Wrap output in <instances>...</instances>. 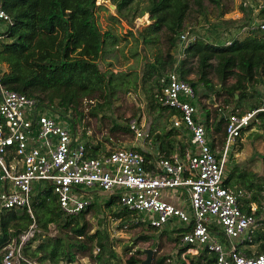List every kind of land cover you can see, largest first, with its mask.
Returning a JSON list of instances; mask_svg holds the SVG:
<instances>
[{
    "label": "trees",
    "instance_id": "16d2710c",
    "mask_svg": "<svg viewBox=\"0 0 264 264\" xmlns=\"http://www.w3.org/2000/svg\"><path fill=\"white\" fill-rule=\"evenodd\" d=\"M136 1L112 0L115 14L109 15L112 21L124 20L130 28V34L135 24L125 11ZM147 1L145 11L149 12L152 23L138 29L139 37L148 45L159 40L164 45L163 50L156 52L151 58L146 57L144 62L141 81L146 85L144 89L149 107L168 109L157 102L155 95L161 89L160 78L175 68L180 78L193 85L196 94L201 87L204 91L200 94L202 97L213 95L221 99L224 106L234 104L231 111L218 113L215 109L214 130L223 131L225 140L229 114L264 108V98L259 91V87H264V32L249 31L232 38L220 32V23L203 28L185 48L184 57L174 67V50L179 34L188 27L186 23L192 22L195 25L207 21V18L200 20V17L208 13V6L215 7L217 16L221 17L232 0ZM253 1L255 4L263 2V7L255 16L264 20V0ZM95 2L96 0H0V5L12 19V24L0 21L1 83L7 89L36 99L40 111L47 113L56 122L62 119L60 112L65 113L69 109L79 112L84 101L91 103L110 97L113 93L115 73L101 69L98 60L104 46L114 38V34L111 30L100 33L95 27L92 21L93 10L98 7ZM241 8L248 13L246 20L237 25V30L254 18L249 15V12L253 13L250 8ZM229 38L232 39L230 44H225V40ZM193 58L196 61L194 69L190 65ZM190 74H194V77L189 78ZM230 77L234 80L228 83ZM244 104L247 109L236 111ZM223 114L226 116H222ZM205 118V126L209 127L208 114ZM253 122H257L259 128L264 127V110H259L254 121L243 128L242 132ZM116 127L111 129L115 130ZM74 129L72 128L73 131ZM117 129L127 131L128 127ZM85 150L86 157H97L99 145L85 144ZM259 179L252 171L234 168L229 170L223 180L224 186L245 187L244 190L249 195L244 194L238 199L240 209L250 213L251 203H254V216L261 213L264 200L263 182ZM116 202L118 193L114 191L106 199L105 205L110 207ZM92 207L91 202L81 212L63 216L52 184L45 180L34 181L31 191L33 218L26 207L0 210V264H3V247L12 238H18L28 230L33 222V234L22 245V254L27 259L43 264H60L89 256L97 264H107L109 258L105 253L108 252L111 257L115 255L110 248L108 233L100 229L91 232L89 229L85 214ZM112 215L119 219H129L131 212L118 204ZM51 225L57 229L54 235L50 234ZM130 225L157 230L141 222H130L128 226ZM255 226L248 230V238L244 241L246 245L256 244L255 251L250 248L245 250L247 256L264 252V230L259 227L254 229ZM190 227L176 228L177 235L173 240L178 241V233L188 231ZM150 239L152 238L147 231L137 237V241ZM95 248H99L96 253ZM185 249L186 247H179L174 264H212L214 261V256L203 248L201 254H188L189 263H186L180 256ZM137 251L141 253L139 249ZM132 258L128 262L131 263ZM165 260H169V264L170 255H163L154 263L165 264ZM137 263L142 264V261Z\"/></svg>",
    "mask_w": 264,
    "mask_h": 264
},
{
    "label": "built area",
    "instance_id": "2783aa9c",
    "mask_svg": "<svg viewBox=\"0 0 264 264\" xmlns=\"http://www.w3.org/2000/svg\"><path fill=\"white\" fill-rule=\"evenodd\" d=\"M242 5L252 10L254 18L235 36L255 30L264 32V20L255 16L263 2L242 0ZM0 21L12 24L1 5ZM211 25L207 20L190 25L179 34L174 67L184 57L189 43ZM231 40L226 39L225 44ZM160 84L161 89L155 95L157 102L176 111L174 126L183 124L191 131V142L197 151L187 154L184 160L162 156L158 171L151 173L145 169L142 154L133 147H116L99 157H86L78 133L41 112L36 99L4 87L0 72V210L26 207L33 218L31 191L33 182L38 180L52 184L63 216L75 215L90 204L82 196L83 188L116 190L118 204L131 212L130 222L147 223L158 229L176 219L191 226L179 234L178 240L191 253L197 254L198 248L203 247L213 254V264H264V252L247 256L236 242L255 226L256 206L251 204V212H243L238 200L244 194L242 187L223 185L230 143L242 135V129L264 108L228 115L225 142L218 158L207 142L205 127L194 117L193 85L180 78L175 68L160 78ZM129 128L136 137L144 135L136 119L129 121ZM176 187L187 189L190 214L164 198L163 189ZM132 212L142 217L132 218ZM34 227L33 222L3 247V264H43L22 254V245L33 234ZM98 250L95 248L94 252ZM83 259L84 256L60 264H90Z\"/></svg>",
    "mask_w": 264,
    "mask_h": 264
},
{
    "label": "rangeland",
    "instance_id": "374dc122",
    "mask_svg": "<svg viewBox=\"0 0 264 264\" xmlns=\"http://www.w3.org/2000/svg\"><path fill=\"white\" fill-rule=\"evenodd\" d=\"M147 2V0H137L125 11L129 17L133 18L135 24L130 34L128 32L130 28L124 20L112 21L109 19L110 14H115L112 0H96L95 5H98V7L93 10L92 15L95 27L100 33L111 30V33L114 34V38L104 46L102 56L98 60L101 69L111 70L115 73L113 93L110 97L94 100L91 103L84 101L80 106L79 112H73L71 109L65 113L59 111L62 114V119L58 123L65 125L72 133H78L76 136L80 139V142L98 144L100 146L99 153L104 152L109 146L123 145L126 140L133 138V132L129 128V121L132 118L139 117L144 120L145 125L142 127L144 133H147L148 129H153L154 125L155 127H163L168 123L166 119L161 121L156 118L157 114L152 112V108H149L147 94L144 89L146 85L141 81L146 57L151 58L156 52L164 48L160 40L155 44L148 45L143 43L139 37L138 29H143L152 23L149 12L145 11ZM241 7H243L242 0H232L229 3L228 10L219 17L217 16V9L208 6V13L205 16H201L200 20L207 18L212 25L220 23L221 33L235 37L238 31L237 25L246 20V13H248L243 11ZM249 15L254 16V13L249 12ZM191 23L187 22L186 25H194ZM190 65L194 69L196 65L195 58L191 59ZM188 77L193 78L194 74H190ZM212 79L216 82V78L213 75ZM233 80L234 78L230 77L227 82L230 83ZM259 91L264 98V87H259ZM203 92V88L199 87V93L196 94L195 103L197 114L199 115H205L208 110L210 116L214 119L215 109L219 113L226 110L231 111L235 107L233 103L229 106H224L221 99H217L213 95L201 97L199 94ZM243 109H247L245 104L238 107L236 111ZM154 110L161 111L162 109L154 107ZM252 120L254 121V119ZM157 121L161 122L158 123ZM257 122L259 123V121ZM257 122H253L250 127L244 130L242 134L244 138L243 145H240L238 139L230 143L229 149L231 153H229L226 161L223 176L226 177L232 168V164L239 161L241 168L252 171L259 176V180L263 182L262 195L264 196V127L259 128ZM115 126H117L116 129L112 130L111 128H115ZM125 127H128L127 131L117 129ZM72 128H75L74 131ZM236 149L241 150L240 156L235 155ZM240 187L245 189L243 185ZM85 191L84 195L88 196L93 203L92 209L85 214L89 229L91 232L97 229L106 231L109 236L110 248L115 255L111 257L108 252L105 253L109 258L107 264H138L139 260L144 261L147 258L145 251L147 249L153 250L148 264H155V260L160 259L163 255H170L169 264L175 263L179 249V245L176 242L179 243V241H175L173 238L177 235V232H175L176 228L183 226V223L173 219L157 230H149L145 226H128L129 223H124L125 219L115 218L112 215L113 210L118 207V202L110 207L105 205V200L109 198V194H99V192L97 193L92 189ZM162 191L163 195L174 199L173 202H170L182 205L187 213H191L189 193L185 192L183 188H165ZM101 197L103 199H100ZM136 216L142 217L141 214L132 212V218ZM255 219L254 225L256 226L254 229L259 227L264 230V200L261 213L256 215ZM141 224L146 225L147 223ZM146 231L152 239L137 241V237L146 233ZM161 232L163 233L160 235ZM56 233V227L51 225L50 234L54 235ZM138 249L141 253L137 251ZM181 257H184L186 263H189L187 255H181ZM130 258L133 259L131 263L128 262ZM84 261L90 264H97L89 256H84ZM168 261L165 260V264Z\"/></svg>",
    "mask_w": 264,
    "mask_h": 264
},
{
    "label": "crops",
    "instance_id": "0c3cea01",
    "mask_svg": "<svg viewBox=\"0 0 264 264\" xmlns=\"http://www.w3.org/2000/svg\"><path fill=\"white\" fill-rule=\"evenodd\" d=\"M195 101H196V97L194 99V105L196 107ZM155 108H159V107H155ZM159 109H161V108H159ZM152 112L157 114L156 118H159L161 121L166 119V121L168 122L167 125H165L163 127H159V126L155 127V125H154L153 129H148L147 133L143 132L144 135L140 136V137H136L135 134L132 133L133 138H130L129 140H126L125 144L116 145V146H113V147L109 146L102 153H99V150H98V156L97 157H99V156H101L103 154H106L107 152H109L113 148H116V147H119V146L120 147H122V146L123 147H133V148H135L137 151H139L142 154V156H143V158L145 160V163H144L145 169L147 171L151 172V173H155V172L158 171V165H157L158 164V160L162 156H167V157L177 156L178 158L184 160L186 158L187 154H191V153H194V152L197 151L196 146L193 145L192 142H191V131L188 130L183 124H181L180 126H174L173 122H174V119L176 118V111L175 110L170 109V108L162 109L161 111L152 109ZM197 113L198 112H197V107H196V113H195L194 117H195L196 121L202 123L203 126L205 125V123H204L205 119H206L205 117L208 114V118H209V121H210L209 127L204 126L205 127L206 138H207V142H208L209 146L213 147V149L211 148V150L215 153L216 157L219 158L220 155H221L222 149H223L224 142H225L223 131H215L214 130V125L212 123L214 122L215 117L213 119V117L210 116V113H209L208 110L206 111L205 115L203 114V116H202V114H200L201 117ZM215 113H216V110H215ZM222 116H226V114H223ZM132 119H137L139 125H142V127H144V125H145L144 120H141L139 117H135V118H132ZM161 121H157V122L160 123ZM78 140L80 141L79 138H78ZM238 140H239L240 145H243L244 138L242 137V135L238 138ZM86 143H83V144L85 145ZM99 149H100V146H99ZM229 153H231L230 149H229ZM229 153H228V156H229ZM235 155L236 156H240L241 155V150H237L236 149ZM228 156H227V159H228ZM240 165L241 164L239 163V161H237L235 164H232V168L231 169H234V168H239L240 169L241 168ZM225 178L226 177L223 176V180ZM227 187L234 188V187H231V186H227ZM181 188H183L185 190V192H188L186 188H184V187H181ZM87 189L88 190L92 189V190L96 191L97 193L99 192V194H101L100 191L102 190V189L97 188V187L83 188L82 189V196L84 198L89 199V200H90V198L88 196L84 195V193H86L85 190H87ZM114 191H116V190H113L112 192H114ZM244 194H246L247 196L249 195V193L246 192L245 190H244ZM164 198H166V199H168V201H172V202L174 200V199H172V197L165 196ZM100 199H103V198L101 197ZM251 204L255 205L254 203H251ZM177 206L182 207V205H177ZM174 221H176V220H174ZM124 223L128 224V223H130V220L129 219H125ZM146 225H148V224H146ZM180 233H178V234H180ZM218 236H220V235H218ZM246 238H248V237H246V234H245L244 236H242L241 238L236 240L239 249L243 253H245V250L247 248H250V249H253V247H254V249L256 248V244H252V245H248L247 244L246 245L244 243ZM176 244L179 245V243H177V242H176ZM178 247L181 248V247H185V246L179 245ZM201 249H203V247L198 248V250H197L198 253L196 254V253H191L190 251H188V248L186 247V249L180 254V256L181 255H188V254L192 255V256H195V255L201 254ZM209 254H211V253H209ZM211 255H213V254H211Z\"/></svg>",
    "mask_w": 264,
    "mask_h": 264
},
{
    "label": "water",
    "instance_id": "95a60500",
    "mask_svg": "<svg viewBox=\"0 0 264 264\" xmlns=\"http://www.w3.org/2000/svg\"><path fill=\"white\" fill-rule=\"evenodd\" d=\"M112 7H115V6H112ZM111 192H112L111 190H101L100 191L101 194H111ZM145 251L147 253V258L144 261H142V264H148L149 263L151 252L153 250L152 249H147Z\"/></svg>",
    "mask_w": 264,
    "mask_h": 264
}]
</instances>
